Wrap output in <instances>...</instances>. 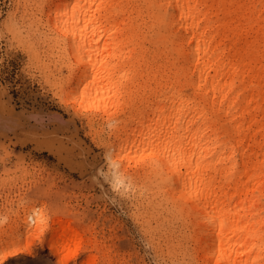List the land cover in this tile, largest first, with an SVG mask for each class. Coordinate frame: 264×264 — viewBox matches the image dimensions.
<instances>
[{"label": "bare ground", "instance_id": "6f19581e", "mask_svg": "<svg viewBox=\"0 0 264 264\" xmlns=\"http://www.w3.org/2000/svg\"><path fill=\"white\" fill-rule=\"evenodd\" d=\"M46 6V25L66 42L62 92L107 120L122 108L114 78L132 53L123 52L122 41L137 33L146 41L144 29L153 31L154 67L140 75L141 108L111 128L115 161L170 191L176 211L190 219L202 264H264V0H46ZM139 55L146 66V49ZM74 223L64 213L24 246H15L21 236L0 240V264L31 257L29 246L42 244L48 231L56 264L74 260L83 241L98 250Z\"/></svg>", "mask_w": 264, "mask_h": 264}, {"label": "rangeland", "instance_id": "374dc122", "mask_svg": "<svg viewBox=\"0 0 264 264\" xmlns=\"http://www.w3.org/2000/svg\"><path fill=\"white\" fill-rule=\"evenodd\" d=\"M47 11L46 0H0V240L21 236L15 246H24L37 228H55L52 220L69 213L71 225L77 222L78 232L99 246L83 241L67 264L93 258L96 264H202L190 219L176 211L170 191L150 183L148 175H131L132 164L115 161L111 147L118 143L111 128L141 108L140 75L154 67L153 31L144 29L146 41L138 33L122 41L123 52L132 50L114 78L122 87V108L107 120L62 92L69 74L62 57L66 42L46 25ZM50 236L48 231L42 244L32 242L31 257L2 264H56Z\"/></svg>", "mask_w": 264, "mask_h": 264}]
</instances>
